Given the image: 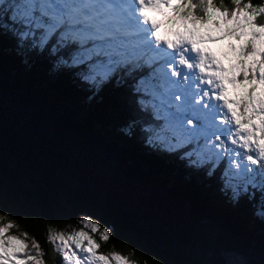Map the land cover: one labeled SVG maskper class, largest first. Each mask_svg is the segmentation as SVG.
<instances>
[{
  "label": "trees",
  "instance_id": "1",
  "mask_svg": "<svg viewBox=\"0 0 264 264\" xmlns=\"http://www.w3.org/2000/svg\"><path fill=\"white\" fill-rule=\"evenodd\" d=\"M11 16L0 12V26L29 30ZM41 29L30 28L23 48L0 31V214L19 226L10 233L35 237L47 264H67L47 230L62 214L72 223L85 213L111 230L101 251H134L140 264H227L231 255L232 264H264V194L233 201L222 161L209 175L211 165L182 159L187 149L146 142L143 129L164 124L156 99L163 62L118 69L93 94L80 74L103 59L95 42Z\"/></svg>",
  "mask_w": 264,
  "mask_h": 264
},
{
  "label": "snow or ice",
  "instance_id": "2",
  "mask_svg": "<svg viewBox=\"0 0 264 264\" xmlns=\"http://www.w3.org/2000/svg\"><path fill=\"white\" fill-rule=\"evenodd\" d=\"M8 9L13 21L29 26L28 31L0 26V31L18 38L21 48L31 27L43 28L45 34L65 28L85 42H95L93 55L103 59L80 74L93 94L118 69L131 71L141 62L162 61L165 75L159 87L174 88L175 101L200 105L198 111L204 112L209 124L189 129L196 125L180 114L183 105H177V113L165 121L167 127L143 129L146 142L165 145V151L192 144L182 159L196 167L211 165L209 175L227 157L229 167L221 179L231 189L233 201L248 192V185L264 194V168L253 167L264 162V2L230 0L228 6L224 0H20L10 4L0 0V12ZM160 95L163 98L165 93ZM165 102L162 99L159 106ZM135 126L133 121L123 131L132 135ZM258 215L264 218V202ZM79 223L82 227L71 232L47 230L48 243L67 264H140L131 258L134 251H99L111 239L110 228L87 215ZM18 227L0 214V264H47L35 237L24 231L10 233Z\"/></svg>",
  "mask_w": 264,
  "mask_h": 264
},
{
  "label": "rangeland",
  "instance_id": "3",
  "mask_svg": "<svg viewBox=\"0 0 264 264\" xmlns=\"http://www.w3.org/2000/svg\"><path fill=\"white\" fill-rule=\"evenodd\" d=\"M41 31H42V35L44 34L45 35V30L44 29H41ZM84 46L82 45V48H83ZM88 47H90V46H88ZM210 47H213V48H215V47H217V46H210ZM86 53H87V51H86ZM160 70H161V77L159 78V81H162L160 84H162L163 83V80H164V75H165V70H164V68H160ZM157 71V70H156ZM150 78V77H149ZM142 84L143 85H145V82H142ZM162 90H161V92L159 93V94H157L156 96H157V100H158V103L159 104H161V100L162 99H164L166 102L168 101V100H170L171 102L170 103H172L174 106H171L170 104H166V102H165V104L166 105H163L162 107L160 106V107H158V114L157 115H161V118H162V120H164V126H166L167 127V125L165 124V121L166 120H171L172 119V114L173 113H177V105H183L181 108H180V114L183 116V117H185V118H191V119H193V123H194V125H196V128H193V126H187L189 129H191V130H193V131H196L197 129H199V128H201V126H203V127H207L208 126V124H209V119L204 115V112L203 111H198L200 108H201V106L200 105H198V104H194V103H184L183 101H175L174 99H172V95H171V93L172 92H174L175 91V89L173 88V89H171V91H166L165 89H164V91H163V88H161ZM149 90V89H148ZM162 92H165L166 94H165V96L162 98L161 97V93ZM187 95H188V97H189V101L191 100V97H192V93L191 92H189V93H187ZM163 110H165V111H163ZM202 130V129H201ZM200 143L201 144H203L204 143V141H203V139H201L200 140ZM193 147V145L192 144H189L188 145V147L187 148H185V149H187V150H189L190 148H192ZM229 147H232L231 145H229ZM239 150V149H238ZM242 151V150H241ZM254 154V153H253ZM223 162L225 165L223 166V173H224V171L226 170V169H228V167H229V165H228V159H227V157H225V158H223V159H221L220 160V162ZM254 168L255 167H261V168H264V162H261V164L259 165V166H253ZM257 179H259V177H257ZM240 183L243 185V181H240ZM229 189V191H231V189L230 188H228ZM261 191L260 190V188L259 187H257V188H253L251 185H248V192H246V194H247V196H251L252 197V195L254 194V191ZM255 191V192H256ZM85 215H87V214H85V213H80L76 218H75V220H74V222H72V223H68L65 219H64V214H62L61 215V217L59 218V220H60V222H58L57 221V225H55V226H53V227H51V228H53V229H57V230H63V231H65V232H71L73 229H78V228H80V227H82V225L79 223V221H80V218L81 217H83V216H85ZM88 216V215H87ZM94 220H96V219H94ZM102 248V247H101ZM101 248H100V252L101 253H107V252H110V251H107V252H103V251H101ZM226 259H227V264H232L233 263V261L235 260L233 257H232V255L231 256H229V257H226Z\"/></svg>",
  "mask_w": 264,
  "mask_h": 264
}]
</instances>
